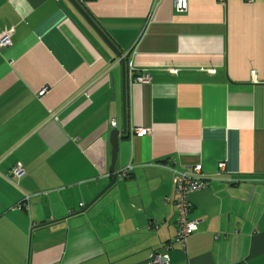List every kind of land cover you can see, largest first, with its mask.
Masks as SVG:
<instances>
[{
  "label": "crops",
  "instance_id": "obj_1",
  "mask_svg": "<svg viewBox=\"0 0 264 264\" xmlns=\"http://www.w3.org/2000/svg\"><path fill=\"white\" fill-rule=\"evenodd\" d=\"M83 2L150 81L128 82L116 184L72 216L113 179L121 62L68 0H0V264H147L177 236L172 170L198 165L170 264H264V0Z\"/></svg>",
  "mask_w": 264,
  "mask_h": 264
},
{
  "label": "built area",
  "instance_id": "obj_2",
  "mask_svg": "<svg viewBox=\"0 0 264 264\" xmlns=\"http://www.w3.org/2000/svg\"><path fill=\"white\" fill-rule=\"evenodd\" d=\"M223 2L224 0H219ZM251 1V0H249ZM174 7L178 13H186L189 8L188 0H174ZM11 45L10 33H5L0 37V47H8ZM127 78L128 82L133 84H143L150 81V76L132 66H127ZM48 92L44 89L39 96L43 97ZM111 126L116 128L115 121L111 122ZM150 134L148 129H133V135L136 137H145ZM219 170H223L225 165L223 163L218 165ZM172 184H173V196L175 199V209L177 211V236L173 242L166 245L164 250L155 251L147 261V264H170L169 251L175 247L176 244L180 245L181 249H185L188 238L198 230V222L189 219V213L192 207L190 196L195 192L203 189L207 183L206 175L201 165L195 166L185 172L172 170ZM13 178L20 179L24 175V170L21 164L15 166L12 171ZM122 177L126 176V173L122 171ZM27 197V201H28Z\"/></svg>",
  "mask_w": 264,
  "mask_h": 264
},
{
  "label": "water",
  "instance_id": "obj_3",
  "mask_svg": "<svg viewBox=\"0 0 264 264\" xmlns=\"http://www.w3.org/2000/svg\"><path fill=\"white\" fill-rule=\"evenodd\" d=\"M68 2L76 9V11L83 17V19L87 22V24L92 28V30L98 35V37L102 40V42L106 45V47L117 57L121 62V70H122V91H123V128L113 130L110 134L109 143L112 148L111 152V165L109 168L110 175L113 176V179L110 185L102 191V193L96 197L83 211L78 212L72 216L80 215L86 212L90 207H92L102 196H104L115 184L118 179L115 166L117 161V156L119 152V141L120 137L125 136L127 134V88H128V78H127V66L128 62L122 55V52L118 49V47L113 43V41L108 37V35L104 32V30L98 25L97 22L92 19V17L88 14L86 9L84 8L83 0H68Z\"/></svg>",
  "mask_w": 264,
  "mask_h": 264
},
{
  "label": "trees",
  "instance_id": "obj_4",
  "mask_svg": "<svg viewBox=\"0 0 264 264\" xmlns=\"http://www.w3.org/2000/svg\"><path fill=\"white\" fill-rule=\"evenodd\" d=\"M125 59H126V61L128 62L127 57H125ZM172 173H173V172H172ZM172 176H173V174H172ZM207 179H208V177H206V181H207ZM171 182H172V178H171Z\"/></svg>",
  "mask_w": 264,
  "mask_h": 264
}]
</instances>
